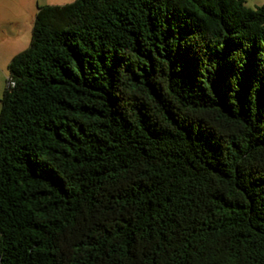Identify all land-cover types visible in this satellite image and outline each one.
<instances>
[{"label": "trees", "instance_id": "16d2710c", "mask_svg": "<svg viewBox=\"0 0 264 264\" xmlns=\"http://www.w3.org/2000/svg\"><path fill=\"white\" fill-rule=\"evenodd\" d=\"M8 69L0 264H264V4L40 6Z\"/></svg>", "mask_w": 264, "mask_h": 264}, {"label": "crops", "instance_id": "0c3cea01", "mask_svg": "<svg viewBox=\"0 0 264 264\" xmlns=\"http://www.w3.org/2000/svg\"><path fill=\"white\" fill-rule=\"evenodd\" d=\"M45 5L52 4L49 0H0V112L9 64L14 56L26 50L38 8Z\"/></svg>", "mask_w": 264, "mask_h": 264}, {"label": "rangeland", "instance_id": "374dc122", "mask_svg": "<svg viewBox=\"0 0 264 264\" xmlns=\"http://www.w3.org/2000/svg\"><path fill=\"white\" fill-rule=\"evenodd\" d=\"M52 5H65L72 3L71 0H49ZM264 4V0H246V5L250 8H257ZM32 37L28 39L25 49H27L31 44ZM2 99V98H1ZM2 103V102H1Z\"/></svg>", "mask_w": 264, "mask_h": 264}, {"label": "built area", "instance_id": "2783aa9c", "mask_svg": "<svg viewBox=\"0 0 264 264\" xmlns=\"http://www.w3.org/2000/svg\"><path fill=\"white\" fill-rule=\"evenodd\" d=\"M11 85L14 86L15 82L13 80L10 81Z\"/></svg>", "mask_w": 264, "mask_h": 264}, {"label": "clouds", "instance_id": "9594fccd", "mask_svg": "<svg viewBox=\"0 0 264 264\" xmlns=\"http://www.w3.org/2000/svg\"><path fill=\"white\" fill-rule=\"evenodd\" d=\"M71 2H74V0H71Z\"/></svg>", "mask_w": 264, "mask_h": 264}]
</instances>
